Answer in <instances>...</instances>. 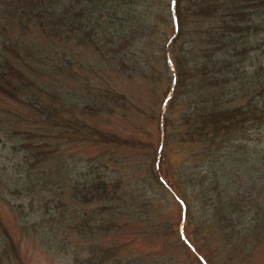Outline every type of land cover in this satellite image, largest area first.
<instances>
[{
    "label": "trees",
    "instance_id": "1",
    "mask_svg": "<svg viewBox=\"0 0 264 264\" xmlns=\"http://www.w3.org/2000/svg\"><path fill=\"white\" fill-rule=\"evenodd\" d=\"M0 99L28 114L0 103V200L25 238L0 219V264L22 240L72 264L264 247V0H0ZM138 241L164 256L126 259Z\"/></svg>",
    "mask_w": 264,
    "mask_h": 264
},
{
    "label": "rangeland",
    "instance_id": "2",
    "mask_svg": "<svg viewBox=\"0 0 264 264\" xmlns=\"http://www.w3.org/2000/svg\"><path fill=\"white\" fill-rule=\"evenodd\" d=\"M170 18L165 20V25H167L166 34L168 33L169 35L171 34V27L170 23ZM167 34V35H168ZM40 40V39H38ZM41 41V40H40ZM81 54H83L85 57H87L89 54L87 51H82ZM82 55L78 56L80 59L84 57ZM172 71L174 72L173 66H171ZM115 86H118L117 83L114 81L112 82ZM126 84V85H120L118 86L117 89L119 90H125L128 93H133L137 91V84ZM123 86V87H122ZM168 89V87H167ZM166 89V84L163 85L162 87V92H165ZM140 92V90H139ZM170 96V94L168 95ZM0 103L2 107H5L9 111H16L22 114L23 116H28L26 114V111L21 107L13 102H9L7 100L0 99ZM166 109L162 108V111L164 112ZM256 138H262L263 143H264V132L259 133ZM157 139V138H156ZM158 142V141H157ZM258 144V142H255ZM170 207L167 212V215L170 216V222L172 224V229L171 232L174 231L173 235L171 234L170 237V244L172 247L178 248L179 245L176 243L178 238H182L183 240L185 239L183 235V226H184V221L181 220L180 217V208L179 204L176 202V200L173 198L171 195L169 198ZM0 219L3 222L4 227L9 231V233L16 237L17 239H25L24 237H21V231H19V226H18V216H16L10 209L9 207L0 200ZM190 231V229H189ZM191 235V233H190ZM192 236V235H191ZM188 237V236H187ZM130 238V239H128ZM133 239L132 236L130 237H124L121 239L123 242H129V240ZM0 239H1V227H0ZM80 246V245H78ZM19 250H20V258H12L10 261H3V264H72V256H63V257H53L52 255L46 253L42 249H39L36 244L33 243V241L30 240H22L18 244ZM82 246H80V250H82ZM69 250L71 252H75L76 248L72 246L69 247ZM125 253V258L128 260H134L137 257H140V255H149L153 254V258H156L157 256H164L163 254L165 253L164 247L161 245V242L159 241H138L134 243L132 246L129 247L127 251H124ZM258 254H254L251 256V259H249L248 264H264V247L262 246V249L257 251ZM151 256V255H150ZM247 260V257H246ZM142 262V260H141Z\"/></svg>",
    "mask_w": 264,
    "mask_h": 264
}]
</instances>
